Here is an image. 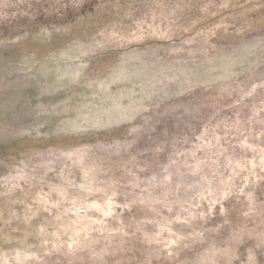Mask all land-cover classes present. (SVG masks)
<instances>
[{
  "label": "rangeland",
  "instance_id": "obj_1",
  "mask_svg": "<svg viewBox=\"0 0 264 264\" xmlns=\"http://www.w3.org/2000/svg\"><path fill=\"white\" fill-rule=\"evenodd\" d=\"M0 264H264V0H0Z\"/></svg>",
  "mask_w": 264,
  "mask_h": 264
}]
</instances>
